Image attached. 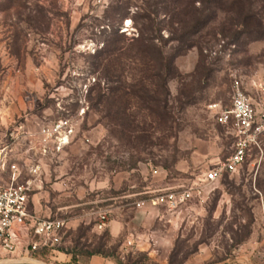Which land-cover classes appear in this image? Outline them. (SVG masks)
I'll list each match as a JSON object with an SVG mask.
<instances>
[{"label": "rangeland", "instance_id": "374dc122", "mask_svg": "<svg viewBox=\"0 0 264 264\" xmlns=\"http://www.w3.org/2000/svg\"><path fill=\"white\" fill-rule=\"evenodd\" d=\"M128 1L119 32L137 35L132 17L144 5L156 10L152 17L162 28L160 40L171 35V14L159 0ZM112 3L0 0V141H10L15 129L67 122L68 143L62 151L26 155L25 139L15 146L19 163L39 166L36 176L25 175L35 179L32 198L35 195L39 209L34 211L67 222L59 246L80 260L86 245L91 249L101 236L92 225L95 212L103 209L109 217L120 213L130 219L133 209L126 203L139 200L125 196L133 190L130 185L151 190L142 199L192 187L194 197L176 208L149 206L136 226L145 233L146 245L121 250L120 243V260L264 264V134L258 145L249 147L236 171H224L212 183L203 181L205 172L234 151L231 125L217 120L218 112L230 106L231 74L240 76L256 112L264 100V37L242 33L240 25L231 23L234 13L217 10L191 37L196 45L175 58L178 74L167 81V93H160L165 104L145 110L132 107L149 138L135 145L110 132L104 113L85 100L97 76L88 70L90 54L117 25ZM200 3L195 0L194 6ZM254 9L264 18V0H256ZM172 44L177 41H169L166 50ZM129 66L128 76L135 73L133 63ZM197 189L202 190L200 197L195 196Z\"/></svg>", "mask_w": 264, "mask_h": 264}, {"label": "trees", "instance_id": "16d2710c", "mask_svg": "<svg viewBox=\"0 0 264 264\" xmlns=\"http://www.w3.org/2000/svg\"><path fill=\"white\" fill-rule=\"evenodd\" d=\"M255 1L200 0L201 7L197 8L194 6L195 0H159L165 12L171 14V35L162 41V28L152 17L156 16V10H149L144 5L138 6L132 17L137 35L126 37L119 32L130 2L113 0L111 8L117 16L114 22L117 25L113 24L101 46L90 54L92 61L88 70L97 76L85 95L89 107L104 113L109 126H112L110 132L119 134L120 138L135 145L147 143L149 138L142 132L140 122L131 111L132 107L135 105L140 110H145L154 105L160 106L162 102L165 104L166 100L161 99L160 93H167V81L178 74L175 58L196 45L191 37L216 15L217 10L227 8L234 13L231 23L240 25L242 33L255 35V38L264 37V18L254 9ZM175 23L178 28H174ZM237 34L239 35L238 32ZM169 41H177V44L170 45L169 50H166ZM130 63H133L135 73L128 76ZM90 228L91 225L86 229ZM84 235L81 233L80 237ZM111 241L113 238L109 229L105 228L101 231L97 244L91 249L86 245V250L80 253L82 259L101 254L112 257L121 264L139 263L140 260H132L130 257H127L125 263L122 262L116 253L121 240L106 249L105 246ZM71 257L72 261L78 260L74 254Z\"/></svg>", "mask_w": 264, "mask_h": 264}, {"label": "built area", "instance_id": "2783aa9c", "mask_svg": "<svg viewBox=\"0 0 264 264\" xmlns=\"http://www.w3.org/2000/svg\"><path fill=\"white\" fill-rule=\"evenodd\" d=\"M232 88L230 106L218 112L221 124H230L235 139L234 151L225 162L217 164L203 174V181L215 182L223 172H234L241 165L251 145H258L259 137L264 134V100L256 112L246 94L240 76L231 74ZM67 122L58 120L54 124L37 125L26 130L15 129L9 133L10 141H0V246L9 253H18L23 248L29 252L61 245L68 228L67 222L57 216L41 217L30 208L35 190V179L39 166L32 163L22 165L16 158L15 146L25 139L26 155L38 153L47 156L50 151H62L68 143ZM194 188L170 190L161 193L151 202L176 208L194 197ZM202 190L197 189L195 196L200 197ZM144 201L135 206L143 208ZM108 210L95 212L93 228L99 232L106 228ZM133 239H127L120 249H135ZM124 260L123 255L120 256Z\"/></svg>", "mask_w": 264, "mask_h": 264}, {"label": "crops", "instance_id": "0c3cea01", "mask_svg": "<svg viewBox=\"0 0 264 264\" xmlns=\"http://www.w3.org/2000/svg\"><path fill=\"white\" fill-rule=\"evenodd\" d=\"M129 187L133 190H131V192L125 196H137L139 200L142 199V195H145L151 191L145 186H141L138 189H135V185H130ZM34 197L35 195L30 201V208L33 204L34 208H31V210L36 214L35 211H37L39 208L37 206L36 198ZM150 199H142L144 201V205L141 209L135 206V203L139 201L138 199L127 202L126 204L132 205L133 209V214L128 220L123 219L120 213L110 217L108 215L106 228L109 229L113 240L121 238L122 246L125 240L133 239L134 245H136L134 248L138 250L142 249L146 245L144 241L145 233L137 231L136 226L141 224L142 220L146 217L149 206H158L153 204ZM35 253L38 255L36 257H32V254ZM71 258V254L67 252L66 248H61L60 246L45 248L35 252H29L23 248L18 253H9L3 250V248L0 246V264H121L114 258L101 254H94L88 258L77 261H72Z\"/></svg>", "mask_w": 264, "mask_h": 264}]
</instances>
